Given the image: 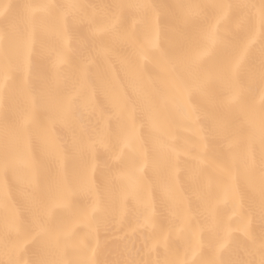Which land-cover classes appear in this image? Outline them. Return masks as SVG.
Wrapping results in <instances>:
<instances>
[{
    "label": "snow or ice",
    "instance_id": "obj_1",
    "mask_svg": "<svg viewBox=\"0 0 264 264\" xmlns=\"http://www.w3.org/2000/svg\"><path fill=\"white\" fill-rule=\"evenodd\" d=\"M0 264H264V0L0 5Z\"/></svg>",
    "mask_w": 264,
    "mask_h": 264
},
{
    "label": "bare ground",
    "instance_id": "obj_2",
    "mask_svg": "<svg viewBox=\"0 0 264 264\" xmlns=\"http://www.w3.org/2000/svg\"><path fill=\"white\" fill-rule=\"evenodd\" d=\"M7 0H0V5H2L3 3H6Z\"/></svg>",
    "mask_w": 264,
    "mask_h": 264
}]
</instances>
